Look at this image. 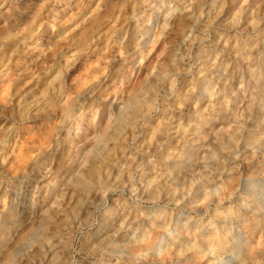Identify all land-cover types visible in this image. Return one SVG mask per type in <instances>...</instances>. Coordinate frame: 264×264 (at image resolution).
<instances>
[{
    "label": "rangeland",
    "instance_id": "obj_1",
    "mask_svg": "<svg viewBox=\"0 0 264 264\" xmlns=\"http://www.w3.org/2000/svg\"><path fill=\"white\" fill-rule=\"evenodd\" d=\"M1 1L0 61L4 60L5 65L0 68V104L4 97L14 92H25L45 76L58 50L78 42L93 25L103 26L109 13L122 0H100V9L93 24L80 26L74 32L73 40L67 37L56 40L55 34L69 25L72 17L78 15L90 0ZM251 2L250 9L245 10ZM201 5L205 6L204 13L191 22L189 13ZM120 13L115 26L104 28L107 29L106 35L97 40L96 48L81 52L67 69L64 97L47 109L46 116L19 119L14 106L17 97L14 95H11V102L0 109V136L6 123L13 131L9 135L7 157L0 162V182L7 188L8 185L19 184L20 179L21 192L17 195L20 198L27 181V178H21V168L29 164L32 149H46L48 140L56 137L60 112L64 111L69 99H73L84 86L104 78L99 98H94L84 110L90 114L89 109L99 104V112L104 117L108 110L104 98L107 93L117 90L116 102H122L133 92L125 82L119 85L124 79L121 78L122 70L129 65L133 55L131 49H126L125 40L134 28L141 34L156 17L162 15L160 24L164 21L165 25L160 35L151 36V40L155 38L157 42L162 38V49L156 47L154 39L150 40L151 46L147 44L149 50L146 46V54L144 49L141 53L144 59L134 68L139 69L140 76L137 77L139 81L136 84L140 87L136 92L140 91L145 98L142 102L148 107L138 124L128 131L130 134L119 135L108 143L104 160L98 163L99 172L104 170L103 175L90 192L99 197L92 199V196L90 207L80 209L75 207V200H85L86 192L72 196L70 191L63 189L59 200L64 211L58 220L62 223L68 221L70 231H64L59 246L49 258L34 262L27 260L25 254L33 253V246L17 251L13 264H125L105 252L106 246L115 249L116 243L93 245L95 238L97 240L104 230L100 227L113 223L124 234V239L136 231L139 239H135L134 245L149 247L148 243L158 241L162 234H167V230L174 229L172 223H164L165 217L180 209L187 216V229L179 235L180 239L187 238L185 235L189 233L191 242L200 243L216 233L214 227L219 224L221 228L218 230L227 244L239 243V257L233 260L235 264H259L258 259L264 255V147L262 150L251 148L264 141V0H124ZM38 17L41 18V26L33 30V38L28 37L22 42V37L27 36ZM188 27H191L190 31ZM156 29L159 31V26ZM199 50L204 51L201 52L203 55L206 51L207 55L199 54ZM41 51L43 55L38 56ZM176 52L177 59L170 62L171 54ZM204 59L208 63L213 62L208 66L211 69L199 68ZM163 69L167 70L166 79L156 84L157 73ZM110 76L114 78L110 80ZM200 79L209 82L212 95L208 98L199 95ZM81 100L86 105L91 99ZM79 124L75 132L84 135L83 120H79ZM173 125L185 131L181 129V138L178 141L172 139L162 151L160 147L165 142V131ZM190 137H197L195 143L199 148L194 168H199L189 172V180L171 182L169 163L179 158L178 153ZM73 149L72 146L70 152ZM142 157H147L151 166L143 172L139 170ZM49 180L57 181L54 191L60 193L58 174L49 171L46 181L51 183ZM202 183L216 187L215 191L207 195L194 193ZM39 186L42 189L44 184ZM111 191L114 195L109 199L107 193ZM98 192L105 195H97ZM41 193L36 194L37 197L40 195L39 199ZM205 206L207 211H199ZM236 209L238 218L231 225L230 234H224V226L220 223L233 215ZM256 221L260 228L251 229ZM36 226L37 232L44 236L54 231L49 224L38 226L37 223ZM191 252L203 257H195L186 264H211L210 257L204 255L206 253L198 249ZM211 254L217 255V252L211 250ZM156 256L157 264H169L174 252L169 245ZM126 263L136 264L133 261Z\"/></svg>",
    "mask_w": 264,
    "mask_h": 264
},
{
    "label": "bare ground",
    "instance_id": "obj_2",
    "mask_svg": "<svg viewBox=\"0 0 264 264\" xmlns=\"http://www.w3.org/2000/svg\"><path fill=\"white\" fill-rule=\"evenodd\" d=\"M1 2H3V0ZM99 2L100 0H90L87 4L85 3L86 5L84 4L85 5L84 8H82L79 11L78 15L75 14L76 16L74 15L75 17L74 16H73L74 18L72 17L71 23L67 26H63L57 31V33L55 34L56 40L63 39L66 37L70 40H73L74 32L80 26H85L86 24H90V25L93 24L92 22H94V18L96 17L95 15H97V12L100 9ZM123 3L124 0L120 1L117 8L113 9L109 13L106 22L102 20L104 22L103 26L98 24L93 25L91 29L88 32H86L80 40L78 39L79 41L76 42L75 44L74 43L70 44L67 41L69 43L68 46L65 49L63 48L62 50H58L56 52V58L52 63V65L49 67L46 75L43 76L39 81L33 83L25 92H18V93L14 92L10 94L8 97H4L2 100L3 102L0 104V109H4L7 106V104L11 102L12 100L11 95H14L15 97H17L16 101L14 102V106L17 108V117L19 119L27 120L33 115L41 116V117L46 116L47 109L51 105L56 104L60 99H63L64 97L65 94L64 89L66 84L65 75L67 69H69V67L74 63V61L78 58L81 52L82 53L87 51L89 52V50L95 49L97 46V40H99L103 35H106L107 29L110 26L113 25L115 26V23L118 21L119 16L122 13V12L120 13V11ZM252 3L253 2L249 3L248 6L245 8V10H249L251 7L250 4ZM204 9L205 6L201 5L196 9H194L192 12H190L188 18L191 20V22H195L199 18V16L204 13ZM159 13L161 14V12H158L157 14ZM162 14L164 13L162 12ZM161 16L162 15H160V17ZM160 17H156L155 21H153L152 23L150 22L151 24L147 26L146 30L143 28V30L145 31L143 33L140 32L141 34L138 33L137 28H134L130 32V36L125 40V47H127L126 49L127 50L131 49L133 55L132 57L129 56L130 57L129 65H125V67L126 66L127 67L126 68L124 67L125 69L122 70L121 78L124 79H122L123 81L121 80L119 82V85L125 82L127 88H129L133 92L129 96H127V98H125L122 102L121 101L116 102L118 100L117 90H112L109 93L106 92L107 94L104 96V98L107 102L108 110L106 114H103L104 115L103 117L99 112V107H101L99 104L98 105L96 104L95 107L89 109L90 114H87V112L85 113L84 110L89 105H91V102L94 98L96 97L99 98L100 87H101V83H103L104 78L103 79L101 78L95 82L93 81L91 84H88L87 86L81 88V91L77 92L75 97H73V99H69L68 103L65 106L64 111L60 112L61 120H60V125H58L56 128V137L48 140L46 149L43 147L35 148L32 149L31 152L29 153L31 159L29 164L23 165V167L21 168V178H27L24 191L21 197L19 198L17 196L21 192L20 179H19V184L8 185L7 188H5L6 185H4L3 187L2 183L0 182L1 264H13L17 251L26 250L33 246L35 253L29 252V254L28 253L25 254L26 259L31 262H34V260L36 259L37 260L40 259L43 260L44 258L47 259L50 257V255H52V253H54V250L59 246V240H61L64 231L69 229L68 221L62 223L59 222L58 220L59 216L64 211V209L61 207L59 200L60 197L63 195V193L61 192L63 189H67L68 191H70V195L72 196L81 192H86L87 197L85 200L84 198L83 199L76 198L75 207H78L80 209L86 208V210L87 207H90L89 199L93 196L91 195L90 192L93 191L96 182H99V180H101L100 179L101 175H103L104 172V170H102V173L99 172L98 163L103 162L104 160L103 155L108 147V143L111 141H115L116 138L119 137V135L126 136L131 131L130 129H132L136 125V123L138 124V120L142 119L143 115L145 114V109L146 107H148V104L145 103L143 104L142 102L145 99L144 96L141 95L139 90L136 92L137 87L139 86L138 83L136 84V82L139 81V79L137 80V77L140 76H138L139 69L137 68L135 70L134 68L135 65H137L138 67V64H140V62L144 59L141 53L143 52V49L147 46V44L148 45L150 44L149 42L151 40V36L160 35L161 29L165 25L164 21L162 24H160V20H161L159 19ZM146 22H148V19L146 20ZM118 24L120 23L118 22ZM40 26H41V18L38 17L35 19L32 28L28 31L27 36L22 37L23 38L22 42L24 41V39H28V37L31 38L33 36L32 34L33 30L38 29ZM158 26H159V31H157L158 29H156L158 28ZM105 27L107 29L104 30ZM190 28L191 27H188V31H190ZM154 32H157V34L154 35ZM153 39L155 42H157V39L155 38ZM161 39L162 38H160V41L156 43L157 45L156 47H159L160 49H162L161 47H163V40ZM62 42L64 43V41ZM185 44L188 45V43ZM149 47L147 46V49ZM155 49L156 48H154V51ZM199 51H200L199 54L203 55L202 53H204V51L201 50ZM145 54L146 51L144 52V55ZM40 55H43L42 51L38 54V56ZM177 55H178L177 52L171 54L170 62L176 60ZM197 55L195 56L197 57ZM204 55H207L206 51ZM201 58L203 59V57ZM201 58L199 59L201 60ZM204 61L205 62L203 61H201V63L199 62L200 63V65L198 64L199 68L211 69L208 66H210L213 62L208 63L209 61L205 59ZM173 64L174 63H172V65ZM4 65H5L4 60H1L0 68L3 67ZM220 66H222V63H220ZM114 69H116L117 71V68ZM125 72L127 73L124 74ZM157 74H158L157 75L158 81H156V84L160 83L159 82L160 80L166 79L167 70L163 69L159 71ZM113 78H114L113 76L109 77L110 80ZM170 80L169 83H171ZM199 81L201 86V93H199V95L208 98L207 96L212 95V93L209 92V82L204 79H200ZM82 98H84V100L85 98L91 100H89L88 104L85 105L82 103L83 102V100H81ZM102 119L103 122H105V124L102 122ZM79 120H83V126L82 125L81 126L84 129V132H82L84 133V135H79L78 133L75 132V130L78 128L77 126H80ZM181 129L182 127L178 125H173L166 129L165 131L166 138L164 140L165 142H163L162 146L160 147L162 151H165V149L167 148V144L171 143L172 139H174V141L175 140L178 141L179 138H181L180 135ZM11 131H12L11 125H8V123H6L4 127V131L0 136V162H3L7 157L5 153H6L7 145L9 144V135L12 134ZM182 131L185 130L182 129ZM196 141H197V137H190L186 145L183 147L180 153H178L179 158L169 163V168L171 169V178H170L171 182L173 181L183 182L189 180V176H190L189 172L196 168H199V167L194 168V166L196 165V150L199 148L195 143ZM72 146L74 147V149L72 150V152H70ZM263 147H264V141L255 143L251 149L262 150ZM147 157H142L144 159L140 163L141 166L139 168L141 172L151 167V166L149 167L150 165L148 164L149 161L146 160ZM49 171H53L57 173L61 179L60 189L58 187L56 188L57 190L58 189L60 190V193L58 194H56V192L54 191V188L57 185V181L54 180L51 182L49 180V182L51 183H48V181H46ZM40 183L44 184L42 189L39 188ZM215 189L216 187L214 186H210L207 183H202L201 185L196 187L194 193L207 195L211 191L213 190L215 191ZM39 191L40 193L42 192L40 199L38 198L40 195L38 197L36 196V194L39 193ZM113 193H114L113 191L107 193V195H110L108 196L109 199H112V196L114 195ZM99 194L100 193L98 192L97 195ZM103 195L100 194V196ZM95 197H99V196H96L95 194L92 197V199H94ZM207 209L208 207L205 206L201 208L199 211L204 212L207 211ZM238 215L239 212L236 209L233 215H231L230 217H225L221 221L220 224L224 226L225 229L224 234H230L231 225L233 224V222H235V220H237ZM186 221H187V216L185 215V212L182 209L178 210L176 213H174V215L168 214L165 217L164 223H170V224L172 223L174 229L167 230L168 231L167 234H162L160 236V239H158V241L156 240L151 243H148L149 247L134 245V243L136 242L135 239L136 238L139 239V237H137L136 231H132V234L130 236L128 235V239H124L123 238L124 234H121L120 230L116 228L117 227L116 224H115L116 227H114L113 223H109L100 227V229L103 228L104 230L101 231V233L97 237V240L95 238V242H93V245L95 244L99 246L100 245L105 246L107 244L116 243L115 249H108L106 246L105 252L109 255H114L116 260L125 262V264H127L126 263L127 261H133L136 264H157L156 255H160L163 252L164 248L169 245L172 248V251L174 252V257L170 258L169 264H186L187 261L195 257L199 259L203 257V255L197 256L198 254H194V252H191L192 249H198L200 250V252L206 253L204 255L210 257L211 264H235L234 261L237 260V258L239 257L238 255L239 253L237 252L239 243L237 241H233L227 244L226 241L224 240L225 238L223 237V235L220 234V230H218V228L219 229L221 228L219 224H218L219 226L217 225L214 227L216 233L210 235L208 239L204 238L202 239V242L196 243V242H191L189 240V233H186L185 235L187 236V238L183 240L179 238V235L184 232V229H187ZM36 222L38 223V226H41L43 224L44 225L49 224L54 228V231L49 236H44L42 234H39V232H37ZM259 228L260 226L257 221L251 226V229H259ZM125 241L127 242L125 243ZM117 242H119L120 244H117ZM131 247L134 248L132 249ZM211 250H214L215 253L217 252V255H212V254L210 255ZM169 251L170 249L167 250V252ZM223 254H224L223 257H226L227 259L221 257ZM162 257L163 256H161V258ZM256 258L258 259L259 257ZM262 258H264V255H262ZM262 258L258 259L259 264L264 263V259Z\"/></svg>",
    "mask_w": 264,
    "mask_h": 264
}]
</instances>
